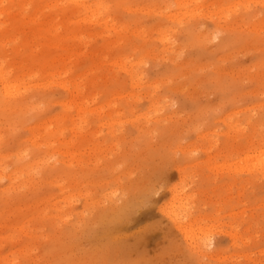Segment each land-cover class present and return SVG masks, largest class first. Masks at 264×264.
Listing matches in <instances>:
<instances>
[{
	"label": "rangeland",
	"instance_id": "rangeland-1",
	"mask_svg": "<svg viewBox=\"0 0 264 264\" xmlns=\"http://www.w3.org/2000/svg\"><path fill=\"white\" fill-rule=\"evenodd\" d=\"M97 1L0 0V264H264V0Z\"/></svg>",
	"mask_w": 264,
	"mask_h": 264
},
{
	"label": "bare ground",
	"instance_id": "bare-ground-1",
	"mask_svg": "<svg viewBox=\"0 0 264 264\" xmlns=\"http://www.w3.org/2000/svg\"><path fill=\"white\" fill-rule=\"evenodd\" d=\"M72 1H74L75 3H78V4L80 5V4L82 3L83 0H82V1H81V0H72ZM95 1H96V0H94V3H95ZM85 2H86V0H85ZM101 2H102V0H101ZM101 2H100V1L98 2V1H97L96 4H98V3L101 4ZM177 2L179 3V0H177ZM82 4H83V3H82ZM102 4L104 5V2H103ZM102 4H101V5H102ZM98 7H100V6H98ZM101 8H102V7H101ZM169 18H170V17H169ZM171 18H172V17H171ZM172 19H173V18H172ZM172 19H171V20H172ZM129 72H130V71H129ZM134 72H136V71H134ZM130 73H131V72H130ZM136 73H137V72H136ZM132 74H133V73H132ZM132 74H131V75H132ZM134 75H135V73H134ZM132 76H133V75H132ZM130 77H131V76H130ZM131 78H132V80L134 79V77H131ZM135 78L137 79L136 76H135ZM134 80H135V79H134ZM4 91H5V90H4ZM8 91H9V88L7 87V88H6V91L4 92V94H5V93H8ZM5 95H6V94H5ZM233 124H234V123H233ZM75 129H76V128H75ZM79 136H80V135H79ZM74 140H75V138H74ZM65 143H66V145L71 144L70 142H69V144H67V142H65ZM49 145H50V144H49ZM76 145H77V143H76ZM51 146H52V145H51ZM65 150H66V149H65ZM66 151H67V150H66ZM76 152H77V151H76ZM73 153H74V152H73ZM77 153H78V152H77ZM258 153H259V152H258ZM68 154H69V153H68ZM76 156H77V155H76ZM243 156H244V155H243ZM244 158H245V157H244ZM248 158L250 159V157H248ZM248 158H247V159H248ZM261 158H262V157H261ZM245 159H246V158H245ZM243 160H244V159H243ZM77 161H78V160H77ZM258 161H259V162L261 161L260 163L262 164V159L260 160V158H259ZM242 162L245 163V161H242ZM247 162H249V161H247ZM263 162H264V161H263ZM240 163H241V162H240ZM260 163L257 162L256 165L259 166ZM241 164H242V163H241ZM261 164H260V165H261ZM263 165H264V164H263ZM239 167H240V166H239ZM255 167H256V166H255ZM245 168H246V167H245ZM252 168H253V166H252ZM259 168H260L259 171H261V173H259V172H258V173H259L260 175H261V174L264 175V167L260 166V167H258V169H259ZM240 169H241V168H240ZM19 170H22V171H23V169H21V167L19 168ZM26 170H27V169H26ZM255 170H256V169H255ZM247 171H248V169H247ZM250 171H251V170H250ZM252 171H253V170H252ZM256 171H257V170H256ZM256 171H255V172H256ZM253 172H254V171H253ZM256 173H257V172H256ZM77 194H78V191H77ZM130 200H131V199H130ZM134 200H135V199H133V201H134ZM179 200H180V199H179ZM131 201H132V200H131ZM128 202H129V201H128ZM126 203H127V202H126ZM126 203L123 202V204L120 205L121 207H118V206H117L116 209H114V210L111 209V210H112V214H110L109 216H106V217H105V218H106V221H105V222L108 223V225H109V224H112V226H113V224H115V222H117V223L119 224L120 221H122V220H125V221H126V220L128 219V217H129V216H128V213H129L128 211H130L131 208H132L134 205H133V204H130V203H127V204H126ZM131 203H132V202H131ZM135 203H136V202H135ZM176 204H177V203H176ZM138 207H139V205H138ZM170 207H171V206H170ZM182 208H183V207H182ZM132 209H133V208H132ZM134 209H136L135 206H134ZM139 209H140V208H139ZM170 211H171V210H170ZM170 211H169V212H170ZM106 212H107V211H106ZM127 212H128V213H127ZM131 212H132V210H131ZM133 212H134V210H133ZM169 212H168V213H169ZM182 213H183V212H182ZM104 215H106V213H104ZM107 215H108V214H107ZM172 215H173V214H172ZM172 215H171V216H172ZM167 216H168V215H167ZM171 216H170V217H171ZM102 217H103V216H102ZM168 217H169V216H168ZM181 217H182V216H181ZM96 219H97V218H96ZM99 219H100V218H99ZM183 219H184V218H183ZM125 221H124V222H125ZM95 222H96V221H95ZM113 222H114V223H113ZM173 222H174V221H173ZM176 222H177V224H179V223H178V220L176 221V219H175V224H176ZM99 223H100V222H99ZM117 223H116V224H117ZM126 223H127V221H126ZM177 224H176V225H177ZM98 226H99V225H98ZM105 226H106V225H105ZM105 226H104V227H105ZM179 226H180V225H179ZM179 226H178V227H179ZM184 226H185V225H184ZM187 226H188V225H187ZM106 227H107V226H106ZM106 227H105V228H106ZM176 227H177V226H176ZM180 227H181V226H180ZM180 227H179V228H180ZM185 227H186V226H185ZM179 228H178V229H179ZM113 229H114V228H113ZM184 229H185V228H184ZM181 230H182V229H181ZM101 231H102V229H101ZM107 231H108V230H107ZM179 231H180V230H179ZM183 231H185V230H182V232H183ZM95 232H97V231H95ZM104 232H105V231H104ZM104 232H103V233H104ZM108 232H109V231H108ZM106 233H107V232H106ZM183 233H184V232H183ZM94 234H95V233H94ZM110 234H111V233H110ZM104 235H105V234H104ZM94 236H95V238H97V241H98V238H101V237H102V235H101L100 233H97V235L95 234ZM114 236H115V235H114ZM116 236H117V235H116ZM186 236H188V235H186ZM107 237H108V236H107ZM102 238H103V237H102ZM102 238H101V239H102ZM105 238H106V237H105ZM111 239H112V238H111ZM188 239H189V238H188ZM192 239H193V238H192ZM192 239H191V240H192ZM94 240H95V239H94ZM94 240H93V241H94ZM93 241H92V242H93ZM189 241H190V240H189ZM201 241H202V240H201ZM206 241H207V240H206ZM113 242H114V241H113ZM201 243H202V242H201ZM201 245L204 246V243H202Z\"/></svg>",
	"mask_w": 264,
	"mask_h": 264
},
{
	"label": "snow or ice",
	"instance_id": "snow-or-ice-1",
	"mask_svg": "<svg viewBox=\"0 0 264 264\" xmlns=\"http://www.w3.org/2000/svg\"><path fill=\"white\" fill-rule=\"evenodd\" d=\"M240 7H242V6H238V7H237V11H239V10H240ZM249 7H250V6H249Z\"/></svg>",
	"mask_w": 264,
	"mask_h": 264
}]
</instances>
